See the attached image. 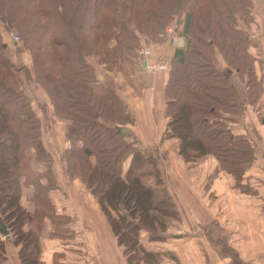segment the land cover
Here are the masks:
<instances>
[{
	"label": "trees",
	"instance_id": "obj_1",
	"mask_svg": "<svg viewBox=\"0 0 264 264\" xmlns=\"http://www.w3.org/2000/svg\"><path fill=\"white\" fill-rule=\"evenodd\" d=\"M249 5L247 0H0V24L19 32L32 61L31 70L16 66L0 36V227L6 225L20 244L22 264H39L37 235L22 226L55 218L47 191L56 180L40 118L18 72L48 96L55 116L69 122L66 172L91 189L124 254L136 261L138 230L153 228L156 221L160 226L156 212L171 215L175 208L163 188L144 184L143 166L149 164L153 182L163 185L159 168L118 130L128 122L124 103L115 84L98 79L94 60L101 55L106 69H119L137 47L138 33L154 37L177 15L185 43L173 50L165 84L166 134L178 139L185 161L211 155L218 169L240 183L253 149L245 134L228 127L240 106L225 70L248 76L249 99L259 96L257 57L248 51L250 35L239 25V20L254 22ZM215 48L228 65L225 70L216 66ZM31 150L39 168L29 160ZM24 185L34 189L32 214L19 204ZM136 214L143 222L131 220ZM2 250L0 241V261Z\"/></svg>",
	"mask_w": 264,
	"mask_h": 264
},
{
	"label": "crops",
	"instance_id": "obj_2",
	"mask_svg": "<svg viewBox=\"0 0 264 264\" xmlns=\"http://www.w3.org/2000/svg\"><path fill=\"white\" fill-rule=\"evenodd\" d=\"M257 17L262 40L256 39L251 48L256 50L254 73L261 82L259 96L249 99L246 76L241 78L237 71L228 76L240 106L228 127L234 134H245L253 149V160L240 183L218 169L211 155L185 161L178 154V139L166 134L164 90L168 75H157L138 91L126 84L116 89L128 117L124 125L127 140L159 168L163 180L159 187L150 180L144 184L155 190L163 188L175 208L171 215L156 212L162 220L160 226L156 221L153 228L138 230L140 258L136 261L124 254L125 247L118 243L91 189L79 176L66 172L69 122L53 114L48 96L29 81L42 98L41 105L33 101L32 105L41 121L42 143L52 156L56 180L47 191L55 218L44 216L38 224L33 220L22 226L37 235L39 264H264V0ZM126 161L123 172L130 157ZM33 194L32 186H22L19 204L30 214L35 209ZM130 218L135 222L144 219L138 214ZM0 241V264H22L20 244L13 241L9 230Z\"/></svg>",
	"mask_w": 264,
	"mask_h": 264
},
{
	"label": "rangeland",
	"instance_id": "obj_3",
	"mask_svg": "<svg viewBox=\"0 0 264 264\" xmlns=\"http://www.w3.org/2000/svg\"><path fill=\"white\" fill-rule=\"evenodd\" d=\"M249 1V9L251 13L254 16V22H250L249 25H246L243 20H239V25L245 29L246 33L249 34V38L253 39L251 40V43H254L255 40H262L261 36V30H260V19L258 17L256 18L257 8L260 5L261 0H247ZM185 11L189 9V5H185L184 7ZM182 13V12H181ZM184 13V12H183ZM182 13V14H183ZM180 18H183L182 16ZM175 20H177V15H175L172 20L168 24H172ZM178 30L176 33L179 34V31L181 29V24L177 25ZM165 29V28H164ZM19 32L15 29H8L6 30L3 24H0V36L2 39L3 44H6L5 51L6 55L11 59V61L18 67L22 68H28L29 70L32 69V61L29 51L26 49L22 42V38L18 34ZM18 35V40L13 41V35ZM139 34V40L138 45L134 49V52L132 54L127 56V61H123V64L119 67V69L113 67L111 69H106V65L104 63H100L99 59L101 55L97 56L94 60V64L96 65V74L98 79L104 80L105 82H112L115 84V89H121L123 86L129 85L138 91L139 89L146 86L148 83H150L152 80L156 79L157 75L158 77H161L162 75H168V72L171 67V57L173 54V50L175 47H177L176 44H174L171 41V35L166 34L165 30L159 32L154 37L145 34V33H138ZM115 43L109 42V47L114 45ZM144 47H149L152 52L149 56L148 60L149 62H157V61H167L168 68L167 69H157V70H151L148 67L143 68L140 66V56H139V50H141ZM248 51H250L253 55L256 54L253 48L249 46ZM214 57L215 61L217 63V68L221 70H225L228 68L227 63L224 61V58L222 57V54L220 51L215 48L214 51ZM231 71H236L235 69ZM21 78V85L23 89H25L27 95L29 96L30 100L33 101L34 104L41 105L42 104V98L39 94L38 90L36 89V85L34 83H29V81H26L27 79L24 78V75L22 73V70L18 72ZM107 77L106 79H104ZM248 76H246V80ZM33 82V81H32ZM122 91V90H121ZM223 114V113H222ZM128 139V137H127ZM136 145V144H134ZM137 146V145H136ZM138 147V146H137ZM29 160L34 168H39L40 164H38L34 159V153L33 151H29ZM197 161V160H196ZM201 159L199 160L200 163ZM127 161L123 163V167ZM216 167H218L216 162ZM144 171L146 172L145 175V181L148 180L154 181V175H152L150 172L152 171V166L150 167L149 164H146L143 166ZM123 170V169H122ZM151 170V171H150ZM150 175H149V174ZM113 214V212H112Z\"/></svg>",
	"mask_w": 264,
	"mask_h": 264
},
{
	"label": "built area",
	"instance_id": "obj_4",
	"mask_svg": "<svg viewBox=\"0 0 264 264\" xmlns=\"http://www.w3.org/2000/svg\"><path fill=\"white\" fill-rule=\"evenodd\" d=\"M178 21L175 20L172 24H169L165 27V33L171 35V41L177 45L178 39L179 37H181L180 35L178 36V34L176 33V31L178 30L177 27ZM18 40V35H13V41H17ZM152 50L149 47H144L141 50H139V58H140V66L141 67H145V68H149L151 70H157V69H167L168 68V63L167 61H157V62H149L148 58L151 55ZM6 235H4L3 233H1V238L5 237Z\"/></svg>",
	"mask_w": 264,
	"mask_h": 264
},
{
	"label": "water",
	"instance_id": "obj_5",
	"mask_svg": "<svg viewBox=\"0 0 264 264\" xmlns=\"http://www.w3.org/2000/svg\"><path fill=\"white\" fill-rule=\"evenodd\" d=\"M184 45V38L181 36L179 37L178 39V42H177V46L178 47H182ZM4 47H6V44L4 43L3 44ZM226 76L228 77L230 74H231V69H226ZM118 130L121 131L122 133H126V130L127 128L124 126V125H118L117 126ZM1 232L4 234V235H7L8 234V229L6 228V225L2 224L1 227Z\"/></svg>",
	"mask_w": 264,
	"mask_h": 264
}]
</instances>
